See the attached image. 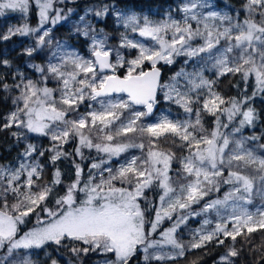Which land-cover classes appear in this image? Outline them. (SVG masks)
Wrapping results in <instances>:
<instances>
[{
	"label": "snow or ice",
	"instance_id": "6c2138e0",
	"mask_svg": "<svg viewBox=\"0 0 264 264\" xmlns=\"http://www.w3.org/2000/svg\"><path fill=\"white\" fill-rule=\"evenodd\" d=\"M76 4L0 0V17L21 14L0 42L30 41L22 63L0 54V133L16 150L0 157V264H175L209 246L225 249L213 264H237V238L264 230V0H177L158 19L128 0ZM162 102L184 118L156 116Z\"/></svg>",
	"mask_w": 264,
	"mask_h": 264
},
{
	"label": "trees",
	"instance_id": "16d2710c",
	"mask_svg": "<svg viewBox=\"0 0 264 264\" xmlns=\"http://www.w3.org/2000/svg\"><path fill=\"white\" fill-rule=\"evenodd\" d=\"M175 0H128V4L131 7H134L136 10H151V9H159V10H165L166 7L169 5H172ZM83 0L77 1L76 5H68L69 7H76L77 9L80 8V5L82 4ZM231 3H233L235 6H239L240 0H230ZM30 23L32 26H35L37 23L36 16L33 14L30 17ZM56 34L58 35H67V28L66 27H61L57 26V29L55 31ZM17 37H15L16 39ZM8 41L6 42H0V54L4 55L5 47L8 45ZM40 57H37V60H39ZM182 66L181 59L178 60V62L171 66V67H163L164 70V76L163 80H167L169 76H171L175 71H177L180 67ZM147 67V65H146ZM121 75L124 74V70L121 69L120 73ZM238 78H233L232 81L230 82L227 78H225L221 84H220V90L227 96H232L236 94V90L231 87L232 83H235ZM242 86V85H241ZM251 91V88H249V92ZM168 107L169 109H178L176 105L174 104H168V103H161V105L157 108V111H160ZM256 107L258 109L264 110V103H261L260 101H257ZM8 111V106L0 105V114L6 113ZM127 115V114H126ZM152 117L147 118L145 122H148L151 120ZM206 127L211 128L212 123H211V118H206ZM262 130H264V127H258L256 131L259 133ZM246 132L251 133V130H246ZM41 142L44 145L48 144L47 139L40 138ZM139 142V141H137ZM11 144V138L8 137L7 133H0V157H2L4 160H11L13 156L16 155V150L13 149L10 153L6 151V148L8 145ZM75 145H69L67 146L69 150H71L72 147ZM161 146L163 148H170L173 147L170 142H161ZM177 152V155H182V150L180 149H174ZM140 155V151L138 149H130L128 153L122 154V156L119 158L120 159H125L126 157H130L131 155ZM92 156H96L95 152L91 153ZM117 162L116 160L113 161V163ZM87 163H90V161H86L85 167ZM62 169H65L66 171L70 169L71 165L70 162H65L61 164ZM175 168H178L179 165L175 164ZM71 174H69L66 177V180H70ZM146 195L155 198V193H146ZM203 203V202H202ZM199 207V206H196ZM149 218H151V214H149ZM193 222V220L191 221ZM171 222L170 221H164L162 223V226H167ZM34 225V218L33 222L29 223L26 227H24V230L26 231L28 228H31ZM249 241H244L242 240L241 237L237 238V248H240L241 245H245L244 250L241 252L240 257L237 259V264H264V230H259L255 233H252L249 237ZM227 243V242H226ZM252 249H258L257 251H250ZM225 249L223 247L216 248L214 246H209L207 249L204 250H195L192 253H190L186 258L179 259L175 261V264H190L191 261L193 260H198V264H213V261L221 255ZM205 252H207V255H205ZM95 257L92 260H88L87 264H93ZM137 264H143L142 260L137 261ZM153 264H173V262L168 261V262H153Z\"/></svg>",
	"mask_w": 264,
	"mask_h": 264
},
{
	"label": "rangeland",
	"instance_id": "374dc122",
	"mask_svg": "<svg viewBox=\"0 0 264 264\" xmlns=\"http://www.w3.org/2000/svg\"><path fill=\"white\" fill-rule=\"evenodd\" d=\"M77 1H79V0H77ZM89 2H90V0H83L82 4L80 5V8H78L77 11L82 14V11H83V8H84L85 4H87ZM176 2H177V0H175L172 5H174ZM236 7L238 8L239 6H236ZM137 11H140V10H137ZM142 12L147 13V14H152L153 15V18L158 19V18H160V15H162V13L164 12V10L161 11L159 9L158 10L157 9H151V10H142ZM73 19H75V16H73ZM19 23H21V14L20 13H9L6 17H0V33H3L4 31H6V29L10 25H18ZM55 35L58 38L64 37L63 35H58L56 33H55ZM8 42L9 43H8L7 47H5L4 56H7L8 58L13 59L15 63H22L23 62V58L22 57H18V53H19L20 49L22 47H24L25 45L29 44L30 41L28 40V38L17 37L15 39V37H13ZM82 51H83V49H82ZM85 54H87V53H85ZM132 55H135V52L134 51H133ZM181 63H182V58H181ZM206 75L211 76V73H206ZM120 96H123V98L126 99V96L125 95H120ZM113 98L114 99L117 98V95H114ZM85 107L86 106L82 107L81 108V111H84L85 110ZM176 107L178 109H169L168 107H166V108L163 107V109H161L160 111H157L156 110L155 115L156 116H159L161 112H166V113H170L172 117H178V118H181V119L184 118L183 117L182 110L178 106H176ZM245 134H251V133L245 132ZM134 155H136V154H134ZM123 160H124V158L123 159H120V161H123ZM116 163L117 162L113 163V167L116 166ZM226 174L227 173H225V175ZM225 191H227V186H224L221 189V192L220 193L213 194V197L212 198H215L216 195H221L222 196L223 195V192H225ZM256 203L257 204L260 203L259 199H257ZM170 224L167 225V226H162L161 225V228L158 230L157 233L153 234V237L152 238L153 239H161V237L159 236V231H162L163 229L169 227ZM198 226H199V219H196V220H193V222L190 221L188 227L189 228H196ZM182 238H183L184 241H187L189 239V232H188L187 229H185L182 232ZM164 250L165 251H168L169 249L167 247H165Z\"/></svg>",
	"mask_w": 264,
	"mask_h": 264
},
{
	"label": "water",
	"instance_id": "95a60500",
	"mask_svg": "<svg viewBox=\"0 0 264 264\" xmlns=\"http://www.w3.org/2000/svg\"><path fill=\"white\" fill-rule=\"evenodd\" d=\"M163 76H164V70L162 69V80H163ZM117 95V94H114ZM119 95H124V94H119Z\"/></svg>",
	"mask_w": 264,
	"mask_h": 264
}]
</instances>
